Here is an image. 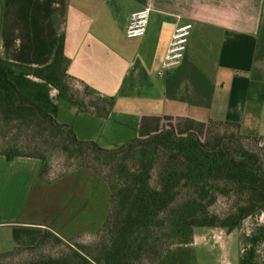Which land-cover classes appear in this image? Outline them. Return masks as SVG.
<instances>
[{
    "label": "crops",
    "instance_id": "1",
    "mask_svg": "<svg viewBox=\"0 0 264 264\" xmlns=\"http://www.w3.org/2000/svg\"><path fill=\"white\" fill-rule=\"evenodd\" d=\"M146 6L147 33L128 37L130 15ZM187 22L186 55L162 74L172 34ZM61 40L67 73L112 101L107 115L81 110L33 74L9 78L81 140L119 148L139 135L144 116L230 121L264 137V0H0V57L45 67ZM41 166L39 158L0 154V253L35 245L46 230L94 233L109 217L101 176L80 167L48 181ZM180 257L165 264H264V211L231 231L196 227Z\"/></svg>",
    "mask_w": 264,
    "mask_h": 264
},
{
    "label": "trees",
    "instance_id": "2",
    "mask_svg": "<svg viewBox=\"0 0 264 264\" xmlns=\"http://www.w3.org/2000/svg\"><path fill=\"white\" fill-rule=\"evenodd\" d=\"M14 70L50 82L62 98L84 111L107 115L112 101L79 85L67 73L62 40L55 60L45 67L0 57V132L6 140L0 154L8 158H39V176L53 180L47 156L39 148L37 138H41L76 156L79 163L74 169L93 170L107 182L111 193L109 217L97 231L104 233L102 241L66 257L26 264H146L147 260L150 264L176 263L184 247L194 241L196 227H224L231 231L251 214L264 211V159L250 147L264 137L245 135L238 123L230 121L206 123L179 118L176 124H166L162 117L144 116L137 137L119 148H103L96 141L79 139L72 126L59 123L22 93L9 78ZM77 86L84 89L76 91ZM87 95L94 99H86ZM211 123L230 126L234 132L212 133L206 129ZM23 131L27 134L24 145L20 143ZM97 164L111 172L105 174ZM221 195L234 203L223 215L211 209ZM50 236L62 239L56 232L46 230L37 244L14 250L37 248ZM9 253L12 250L0 256Z\"/></svg>",
    "mask_w": 264,
    "mask_h": 264
},
{
    "label": "rangeland",
    "instance_id": "3",
    "mask_svg": "<svg viewBox=\"0 0 264 264\" xmlns=\"http://www.w3.org/2000/svg\"><path fill=\"white\" fill-rule=\"evenodd\" d=\"M83 89L84 88H80L79 86H77L75 90L80 91ZM86 99L91 100L94 99V97H92L91 95H87ZM178 122L179 118H163V123L166 124H176ZM206 129L212 133L234 132V129L232 127L218 123H211L207 126ZM26 138L27 134L25 131H23L20 137V143L24 145L26 143ZM4 139V134L0 132V148H3L5 145L6 140ZM37 141L39 142V148L47 156L48 167L51 170V176L53 180L63 177L68 172L74 170V168L78 165V158H76V156H71L70 154H68L65 150H63L62 147L57 146L53 143L45 142V140L41 138H37ZM250 147H253L254 149L258 150L264 159V140H260L257 145L255 143H251ZM97 166L105 174H109L111 172L104 165L97 164ZM233 204V200L230 197L221 195L218 197L216 202L212 204L211 209L215 213L223 215L229 211ZM103 235L104 233L99 234L98 232H94L82 234L73 238L62 237L61 240H58L54 236H50L45 244L37 248H21L17 250L13 249L12 253L5 255L3 254L2 256H0V264H26L40 259L66 257L69 254L73 253V251L82 252V250L84 249L83 247L92 246L102 241ZM1 238L2 235H0V243L3 242ZM107 240L108 237L105 236L104 241ZM168 244H170V242H167V245ZM148 255L152 256L153 254L149 252ZM146 264H150V262H148L147 260Z\"/></svg>",
    "mask_w": 264,
    "mask_h": 264
},
{
    "label": "built area",
    "instance_id": "4",
    "mask_svg": "<svg viewBox=\"0 0 264 264\" xmlns=\"http://www.w3.org/2000/svg\"><path fill=\"white\" fill-rule=\"evenodd\" d=\"M151 14V7L146 6L140 10L133 12L130 15L126 34L130 38L143 37L147 33L149 20ZM193 24L191 22L179 24L176 26L167 52L165 54L162 74H165L168 70L179 66L188 49L189 40Z\"/></svg>",
    "mask_w": 264,
    "mask_h": 264
}]
</instances>
